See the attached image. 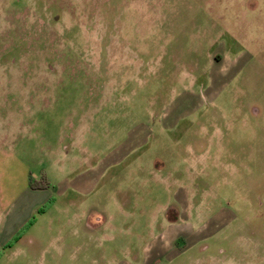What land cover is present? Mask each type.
Returning <instances> with one entry per match:
<instances>
[{"label":"rangeland","instance_id":"rangeland-1","mask_svg":"<svg viewBox=\"0 0 264 264\" xmlns=\"http://www.w3.org/2000/svg\"><path fill=\"white\" fill-rule=\"evenodd\" d=\"M0 264H264V0H0Z\"/></svg>","mask_w":264,"mask_h":264},{"label":"trees","instance_id":"trees-1","mask_svg":"<svg viewBox=\"0 0 264 264\" xmlns=\"http://www.w3.org/2000/svg\"><path fill=\"white\" fill-rule=\"evenodd\" d=\"M48 186H49V184L47 183V184H45L42 188H48ZM48 205H44L39 211H40V213H43V212H45V210L51 205V201L49 202L48 201ZM32 223V220L31 221H29V222H27L23 227H22V229L19 231V232H17V234L13 237V239L11 240L12 241V243L13 242H16L17 241V239H19L21 236V234L24 232V230H25V228L26 227H28V226H30V224ZM10 241V242H11Z\"/></svg>","mask_w":264,"mask_h":264}]
</instances>
